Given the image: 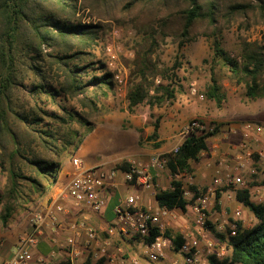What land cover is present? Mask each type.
<instances>
[{
    "label": "trees",
    "instance_id": "16d2710c",
    "mask_svg": "<svg viewBox=\"0 0 264 264\" xmlns=\"http://www.w3.org/2000/svg\"><path fill=\"white\" fill-rule=\"evenodd\" d=\"M94 1L99 6L108 0ZM79 3L80 0H0V150L4 153L0 158L7 165L8 173L7 189L0 193L3 231L9 229L19 204L36 205L38 198L48 193L56 183L60 164L93 132L95 125L90 118L97 117L100 109L97 98L89 97V93L93 90L106 97L114 90L112 73L85 79L95 63H82L89 55L87 51L100 39L102 29L77 22ZM120 5L121 13L132 17L136 29L145 34L135 47L132 61L130 110L144 103L161 108L175 101L178 90H183L179 72L184 66V49L200 37L212 42L211 59L205 61L210 72V83L204 92L208 100L222 106L225 93L220 81L223 78L244 84L249 99L264 98V45L244 40L240 56L233 57L222 43L224 31L236 18L246 19L248 27L251 20H264V0H129ZM168 37L175 39L177 55L171 67L160 68L154 55ZM45 61L56 74V84L52 91L45 85L34 84L32 96L79 100L86 112L59 107V112L50 113L38 104L30 110L16 107L13 98L19 75L29 69L36 76H42L39 73L47 71L39 64ZM227 73L229 76H225ZM210 124L215 127L213 133L191 135L177 153L165 155L167 171L172 176L182 171L192 173V164L198 163L202 154L210 150L211 140L221 128L215 122ZM160 128L159 118L146 140L157 142ZM138 132L143 134L141 130ZM144 141L140 137V145ZM34 145L48 155L36 153ZM161 145L162 142L155 143V148ZM120 169L130 171L128 164ZM182 188L183 183L173 179L170 189L156 193L158 205L187 212L191 202L183 197ZM190 189L196 191L197 186L192 185ZM220 196L218 193L217 201ZM236 200L253 214L256 223L251 228L238 223L235 237L215 233L218 241L231 251L229 258L219 264H264V203L253 202L249 190L240 191ZM206 225L211 228L210 223ZM156 236L154 233L149 239H136L143 245ZM181 240L176 236V251ZM210 261L218 264L215 257H210ZM91 263L92 259L88 258L86 264Z\"/></svg>",
    "mask_w": 264,
    "mask_h": 264
},
{
    "label": "rangeland",
    "instance_id": "374dc122",
    "mask_svg": "<svg viewBox=\"0 0 264 264\" xmlns=\"http://www.w3.org/2000/svg\"><path fill=\"white\" fill-rule=\"evenodd\" d=\"M127 1L129 0H115L114 2L108 0L106 3L98 6L94 0H87L86 2L80 0L76 14L77 22L100 26L102 29L100 39L93 48L87 51L89 55L85 57L86 60L82 63V65L95 63V67L89 69V76L87 77L86 75L85 79H89L92 75L101 76L106 72L112 73L115 83L114 90L108 92L106 97L93 90L89 93V97L97 98L96 101L100 109L97 117L90 118L95 125L93 132L84 139L79 148L72 149L71 155L62 165L60 164L59 169L61 170L57 175L56 183L48 190V193L44 197H39L36 205L31 204L26 206L19 204L14 218L22 215L23 217H28L29 210L31 208H37L39 202L47 197H57L59 204H62L68 210L73 209L72 202L62 198L74 171L71 165L72 158H79L85 168L104 166L118 170H121L120 167L123 164H128L130 161L149 160L152 157L151 154L156 150L154 147L155 143L159 142H148L146 135L150 131H154V125L159 118L160 130L164 127H169L170 120L168 116L175 104L180 103L183 99H192L189 104L194 103V105L188 107L189 110H186L184 109L185 106L180 104L179 114L182 117L179 119L176 131H180L181 133L183 128L193 119L204 120L202 115L209 116L213 122L221 125L220 131L215 137L217 141L215 143L211 142L210 145L212 151H218V155L215 156L214 160L216 165L223 158L231 160L234 157L235 152H237V147L243 142V131L246 125H261L264 128V98H247L244 84L239 85L235 81L232 82L228 78H223L220 82L225 93V100L221 107H218L215 102L208 100L204 96L206 87L210 83L209 65L205 61L210 60L212 55V42L205 37H200L184 49V66L179 72V76L181 79L183 78L181 82L183 90H178L175 101L161 108H151L148 104L144 103L136 107L133 111L130 110L128 93L131 88L132 61L135 58V47L145 37V34L136 29L132 23V17L128 14L124 15L121 13L120 4L121 2ZM244 40L264 45V20L260 18L256 19V22L251 20L248 27L246 19L236 18L232 22L231 27L224 31L222 43L224 49L231 56L239 57ZM177 51L178 45L175 39L168 37L165 42L160 44V47L154 55V59L160 68L171 67L176 58ZM39 65L44 71H47L46 73H39L42 76H36L29 69L19 75L18 87L14 91L13 98L16 107L30 110L35 104H38L39 107H42L50 113L59 112V107H66L77 112H86V109L81 106L79 100H68L63 97H57L53 100L47 95L32 96L30 91L34 84L45 85L49 91H52L56 84V74L50 68L49 64L45 61ZM227 75L229 76V73L225 74V76ZM41 77H43L44 81H42ZM195 111L198 114H193ZM232 129L233 131H231ZM140 130L148 131L140 135L145 140L142 145L138 142V131ZM175 144L176 142L172 144L171 149H173ZM215 144L218 146L217 150L213 148ZM33 149L38 154L48 155L45 150L37 145H34ZM249 149L251 152H256L259 147L253 143L249 146ZM238 152L241 151L238 150ZM167 153L169 152H165L164 154ZM0 155L4 157V153L1 150ZM211 156V153H208L205 158H202L196 163L192 172L195 177V185L202 191L213 186L214 179L217 177L214 170H210L206 166V161ZM253 159L257 160V156L254 155ZM6 166V164L3 165V160L0 158V193H4L8 186ZM166 175L162 174L164 186L168 184H165L166 179L168 180V176ZM171 181L172 179H169L170 183ZM246 181L251 186L264 183V180L259 174L253 177L246 176ZM182 183L186 184L187 180L185 178L182 179ZM154 185L156 193L163 190L160 186H156L155 180ZM219 191L221 193L219 201L213 198L209 206L208 219L210 221L209 223L212 224V228L210 229L208 226H205L206 235L218 242V250L224 248L227 252V256L223 258L215 257L218 264L228 259L231 251L225 244H221L215 236V233L226 235L224 232H218L217 226L221 224L225 225V222L231 221L235 211L240 207L236 196L229 201L228 195L226 194L227 191L223 190V188H219ZM140 193L141 191H136V189L132 188L122 195V199L125 200L130 195ZM151 198L153 197L151 196ZM151 200L153 201V199ZM46 206H49V202L45 201L41 209ZM89 212L75 213L72 215L71 220H74L73 218H83V216H87L84 214ZM178 215L179 220L175 226L176 228H169L170 235L175 237L179 236L182 225L189 226L190 232L196 234V225L193 222L192 212L189 210L187 213L178 212ZM240 221L245 228H251L256 223L253 214L244 206L242 207ZM111 226L115 227L112 224ZM95 227L100 228L99 226ZM227 230H229L228 227L224 231ZM99 237L101 239V236ZM106 238L110 239L109 237ZM106 238L102 237L105 240ZM118 248L123 250L126 258H138L142 264L143 262L145 264H174L175 262L182 264L177 253L160 262H148L143 258L140 241L135 236H124L120 232L119 238L115 242V249ZM210 257L212 256L207 255V253L203 254L206 264H213L210 261Z\"/></svg>",
    "mask_w": 264,
    "mask_h": 264
},
{
    "label": "built area",
    "instance_id": "2783aa9c",
    "mask_svg": "<svg viewBox=\"0 0 264 264\" xmlns=\"http://www.w3.org/2000/svg\"><path fill=\"white\" fill-rule=\"evenodd\" d=\"M214 131L215 127L210 123L202 119H193L183 128L178 143L167 154L177 153L183 141L191 135L213 133ZM253 143L259 147L256 152H251L249 149ZM167 154H155L149 160L130 161L128 163L129 172L104 166L85 168L79 158H72L71 165L74 171L62 198L70 200L73 209L68 210L58 202L52 207L31 208L27 217L29 230L19 237L13 255L3 264H31L34 259L33 250L40 244L45 228L57 233L63 230L64 225L68 226L73 235L68 237L64 243L59 244V247L60 249H70L73 260L87 253L88 257L93 256L91 264H101L100 261L102 264H141L138 258H126L121 248L115 249L112 240L107 239L100 242L99 234L90 224L87 216L80 219L73 218L74 220L69 222L65 219L61 220V216L72 217L75 213L86 211L101 213L107 205L105 191L117 186V178L120 174L124 177L125 182L139 184L152 197H155L154 180L156 175L154 172L165 173L167 171L165 156ZM254 155L257 156V160L253 159ZM212 170L217 176L214 179V185L204 191L199 187L196 191L190 189V186L195 185L194 176L190 172L182 171L175 176L170 174V180L175 179L181 183L182 179L187 180L186 184L183 183V197L191 202L188 210L192 212L193 222L196 225V234L190 232L189 226L182 225L181 234H179V237L182 238L179 251H176V237L169 235V228H176L179 220L178 212H185L181 209L168 210L154 204L143 205L140 194L130 195L125 200L121 199L115 206L113 210L114 222L120 230V234L149 239L154 233H157L152 242H145L142 245V255L150 263L163 261L176 253L182 264H206L203 258L204 253L217 258L227 256L226 250L224 248L218 250V242L209 238L205 233V226L210 222L208 214L211 199H217V194L220 193L219 188H223L227 191L229 201L240 191L249 190L253 202L264 203V183L251 186L246 181V176L253 177L257 174L261 175L264 180V128L261 125H246L243 131V142L237 147L234 157L231 160L221 159ZM242 207L240 204L231 221L225 222V225L217 226L218 232H224L228 237L237 235L238 223L241 222L242 217ZM73 212L75 213L72 214ZM226 227L229 230L224 231ZM78 237L84 238V249L77 246L76 239ZM37 260L40 263L44 262L43 257H39ZM174 264H178V262Z\"/></svg>",
    "mask_w": 264,
    "mask_h": 264
},
{
    "label": "crops",
    "instance_id": "0c3cea01",
    "mask_svg": "<svg viewBox=\"0 0 264 264\" xmlns=\"http://www.w3.org/2000/svg\"><path fill=\"white\" fill-rule=\"evenodd\" d=\"M190 101H192V99L191 100L187 98L183 99L180 103L175 104V106L172 108V111L168 116V119L170 120L169 125H168L169 127H166V128L164 127L159 132L160 139L158 140V142H162V145L160 148L156 149L151 155L171 152L172 144L175 142L176 144L178 143L180 131H176V130L178 128L179 119L182 117V115L179 114V109L181 108L180 104L185 106L184 109L189 110L188 107H191L194 105V103L189 104ZM193 114H198V113L195 111V113ZM194 116H197V115H194ZM202 116L204 117L205 122L207 123L213 122V120L209 116L207 117L205 115H202ZM231 131H233V129ZM143 132H148V131H143ZM152 133L153 131H150L146 135V137L150 136ZM214 138L211 140L212 143L213 142L215 143L217 141V139L216 138L214 139ZM138 142H140V133L138 137ZM150 143H154V142H150ZM213 148L217 150L218 146L215 144ZM208 153H211L212 156L208 158V160L206 161V166L207 168L211 170L216 167V162H214V160H215V156L218 155V151H212L210 147L209 151L204 152L202 154L201 159L205 158V156H207ZM195 164L196 163L192 164L193 170H194ZM209 165H211V167H209ZM154 174L156 175L155 177V181L157 184L156 186H160L163 190L169 189L170 173L168 171H166L165 173H162L160 171H155ZM162 174H165V175L167 174L166 176H168V180L166 179L165 184L168 183L167 184L168 186L167 185L164 186ZM191 174L193 175V173ZM194 180H195V177H194ZM132 188L136 189V191H141L142 194L140 193V195L142 197L143 205H147V204L158 205L155 197L151 198V195L149 194V192L145 191V189L141 185L136 184V183L125 182L124 177L120 174L117 178V186L115 188H108L105 191V196L107 198V205L103 209V211L101 213H92L90 211L89 213L86 214L89 222L91 221L90 224L97 231L99 236H101L100 242L105 241V239H102V237H105V238L109 237L110 240H112L113 245L115 247V242L119 238L120 230L118 229V227L116 226L114 222L115 216H114L113 210L115 206L119 203V201L122 199V195L124 193H127ZM154 188H155V185H154ZM151 199H153V201ZM45 201L49 202L48 207H52L58 201V198L57 197H47L43 199L41 202H39V204L37 205V208H41L45 204ZM75 212H73L72 214H74ZM64 219L65 220L67 219L66 221L69 222L68 220L70 219L71 221L72 218L69 216H61V220L64 221ZM110 224L114 225L115 227H112ZM95 226H99L100 228L98 229ZM28 230H29V222L27 220V217H23V215L20 217L14 218V220L10 224L9 229L6 231L2 230L1 224H0V255H1L0 264H3L7 259H9L13 255V252L15 250L19 237L23 235L24 233H26ZM72 235H73V232L68 228V226H65V225L63 227V230H60L57 233H53L48 228H45L44 236L42 237L40 244L33 250L34 259L31 262V264H86L88 258L92 259L93 257L92 255L88 257V254L84 253V255H82L78 259L73 260L70 249H60L59 247V244L64 243L66 239L68 237H71ZM76 240H77V246H79L81 249H84L83 248L84 238L78 237ZM39 257L44 258L43 263L38 262L37 258ZM143 264L145 263L143 262Z\"/></svg>",
    "mask_w": 264,
    "mask_h": 264
}]
</instances>
